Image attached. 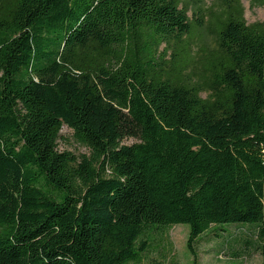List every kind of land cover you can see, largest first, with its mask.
<instances>
[{
	"label": "trees",
	"instance_id": "obj_1",
	"mask_svg": "<svg viewBox=\"0 0 264 264\" xmlns=\"http://www.w3.org/2000/svg\"><path fill=\"white\" fill-rule=\"evenodd\" d=\"M224 3L194 59L185 0H0V264H143L177 225L264 264V25Z\"/></svg>",
	"mask_w": 264,
	"mask_h": 264
},
{
	"label": "rangeland",
	"instance_id": "obj_2",
	"mask_svg": "<svg viewBox=\"0 0 264 264\" xmlns=\"http://www.w3.org/2000/svg\"><path fill=\"white\" fill-rule=\"evenodd\" d=\"M189 6L187 17L191 25L196 27L192 33V57L197 58L203 50H212L214 47L213 34L210 32L212 14L218 13L225 7V0H185ZM227 1V0H226ZM243 10V18L247 24L261 23L264 25V0H239ZM202 97H205L203 94ZM134 140H127L125 144H132ZM59 150L69 151L75 155H87L88 150L77 144L72 132L63 127L58 141ZM227 230L233 238L223 245V239L202 238L195 246L198 264H261V256L247 245L243 239H248L251 230L248 228L230 227ZM189 227L177 225L163 236L152 235L151 249L145 255L143 264H192V256L187 250ZM244 233V234H242ZM246 237V238H245ZM225 239V238H224ZM241 241H240V240ZM250 239V237H249ZM223 252V254H221ZM235 255H238L235 257Z\"/></svg>",
	"mask_w": 264,
	"mask_h": 264
}]
</instances>
